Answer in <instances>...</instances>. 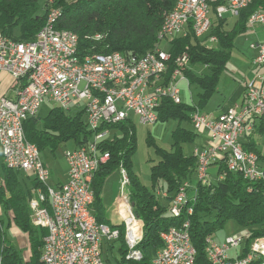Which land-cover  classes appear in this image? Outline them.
Instances as JSON below:
<instances>
[{
    "label": "built area",
    "instance_id": "1",
    "mask_svg": "<svg viewBox=\"0 0 264 264\" xmlns=\"http://www.w3.org/2000/svg\"><path fill=\"white\" fill-rule=\"evenodd\" d=\"M50 1L53 0H48L47 10H53V17H45L49 19L47 35L38 34L33 41L20 43L0 33V72L6 73L13 82V97H0L1 158L6 168L23 172L39 184L27 205L31 225L46 232L42 239L41 264H105L102 244L117 240L119 232L108 227L106 235L98 234L97 221L91 212V182L92 173L109 159L107 153L101 152V143L112 134L108 127L130 121L131 114L141 125H153L164 99L180 104L179 84L187 82L185 72L189 57L186 53L178 56L174 87L165 88L169 54L162 43L169 45L173 39L187 35L200 41V32L211 27L206 26V19L211 18L212 13L218 19L230 16L229 8L244 9L243 1L247 0H178V6L173 7L175 16L161 42L140 57L91 51L80 54L78 42L67 37L66 30L64 35H57L53 18L59 9L50 8ZM254 25L264 27V17H258ZM207 40H211V46L217 43L215 37ZM254 49L257 54L253 64L264 67V44H258ZM68 59L81 61L82 69L69 67ZM131 73H138V80H134L127 92L106 95L104 87H98V80H106L107 86L111 81L124 80ZM257 81L259 85L246 88L239 106L228 107L215 116L204 114L198 108L192 112L190 125L193 130L210 133V144L193 152L198 158L195 175L201 185H210L213 181L208 174L211 164L223 160L227 172L239 174L248 182L261 181L264 187L262 162L256 153L246 151L241 145V141L251 134L253 120L259 113H264L261 87L264 76L258 77ZM44 101L62 111L71 107L82 109L85 124L92 132L87 143L65 152L66 181L54 189L41 187V180H49L50 171L41 162L37 147L26 141L23 131L24 122L36 116ZM223 178L224 174H220L215 180ZM126 185L121 176L122 193ZM189 189L191 183L183 182L170 202L169 215L183 211L188 216L192 214L187 204L194 196H188ZM121 196L126 208L123 221H128V228H124L126 259L138 256L140 261L142 256L135 242L137 225L134 219H126V212L132 209L124 193ZM45 202L54 203L56 221H49ZM53 225H60V234H53ZM188 230L189 222L185 221L181 228L161 232L162 247L153 254L151 264H194L196 251L187 247ZM211 237L206 238L204 248L209 264H252L256 260L264 264V237L252 241L246 254H243V248L248 234L226 236L219 244ZM230 252H234L233 257Z\"/></svg>",
    "mask_w": 264,
    "mask_h": 264
},
{
    "label": "trees",
    "instance_id": "2",
    "mask_svg": "<svg viewBox=\"0 0 264 264\" xmlns=\"http://www.w3.org/2000/svg\"><path fill=\"white\" fill-rule=\"evenodd\" d=\"M176 1L53 0L50 1V8L59 9L60 12L54 27L58 31H70L78 37L80 54L91 51L103 55L120 53L124 56L140 57L154 47L156 33ZM47 2L48 0H0V33L15 42L33 41L42 30L45 17L50 11L47 10ZM214 8L215 5L212 9ZM258 10L264 11V0H251L247 7L238 12L230 30L224 27L226 17L218 19L212 13L211 28L203 38H216L217 43L210 48L208 44L202 43V39L199 41L191 35L170 41L166 50L170 57L167 64L168 76L181 53L188 55L189 65H202L207 68V73L196 75L186 70L185 78L188 84H195L200 89L197 105L182 102L174 104L164 99L158 109L157 122L175 119L179 123L190 124L194 109L204 107L214 94L226 69L235 38L245 30L247 20ZM96 34L104 36L101 42L90 39ZM253 127V133L246 136L241 145L246 151L256 153L264 166L263 150L258 148L254 140V137H259L264 144V113L253 120ZM108 129L113 135L101 143V152L107 153L109 159L99 167L92 178L91 212L98 224L119 232L117 240L104 242L111 247L115 242L120 243L113 264H151L153 254L162 247L159 234L169 228L178 227L185 221L189 222V237L196 251L194 264H209L204 253L205 240L222 230L229 222L235 223L249 235L243 254L249 252L252 241L264 237L263 183L248 182L239 174L227 172L223 160L210 166L217 168L215 177L224 174L223 180H213L208 186L197 182L194 200L187 204L191 207L192 214L188 216L183 211L178 218L169 215L171 200L183 182L191 183L196 171V158L185 156L181 149L183 143L194 140L195 134L178 126L172 133L173 149L157 150L158 160L150 167L152 190H148L141 184L131 167V156L136 149L134 126L131 121L112 125ZM118 130L121 131V136L117 135ZM23 131L26 141L35 145L39 152L49 149L51 153L60 145L69 142L74 144L73 149L78 148L92 136L85 124L82 109L70 115L68 111L57 107L51 109L42 121L36 116L27 119L23 124ZM116 171H124L126 174L128 184L123 192L132 209L131 213H135L133 218L137 217L142 224L141 240L136 248L142 256L140 261L126 259L124 226H111L105 217L103 186L108 177ZM38 187L39 184L35 180L27 184L18 179V171L4 166L0 178V208L7 218L6 229H15L19 235L26 236L28 256L25 260L22 258L0 222V264H41L42 239L46 232L31 225L27 205L32 190ZM102 249L103 244L101 252ZM150 250L153 251L151 255ZM252 264H260V261H253Z\"/></svg>",
    "mask_w": 264,
    "mask_h": 264
},
{
    "label": "rangeland",
    "instance_id": "3",
    "mask_svg": "<svg viewBox=\"0 0 264 264\" xmlns=\"http://www.w3.org/2000/svg\"><path fill=\"white\" fill-rule=\"evenodd\" d=\"M48 15V14H47ZM227 23L229 26L234 22L233 17L227 16ZM250 26V25H249ZM252 26V25H251ZM259 26V25H258ZM203 44H207V39L201 40ZM263 45L264 44V33L259 34V36H239L234 42L233 49L231 51V56L229 63L227 65V70L221 75L219 83H218V90L217 92L220 93L222 96L230 95L233 89L237 85H244L245 82L248 80H254L256 78V82L258 77L264 76V67L251 65L253 58L256 56V51L252 50L253 45ZM163 49L167 50L168 44L162 43ZM255 54V55H254ZM194 69H201L204 71L202 65H196ZM180 91H181V98L183 102L186 104H190L189 94H192L193 102L197 103V95L200 93V89L195 85L192 84L189 87V91L187 90V85L185 83L180 84ZM219 95L216 93L214 94L209 102L201 108L203 113H209L215 110L216 106V99ZM222 99V97H220ZM82 106V105H81ZM55 108L53 103L44 101L43 104L40 106L36 117L42 121L49 113L51 109ZM78 109L76 107H71L68 110L70 115H74ZM131 124L134 126V134L136 140V149L131 156V167L135 175L138 177L141 184L147 188L148 190H152V183L150 178V167L156 164L158 160L157 150H172V133L173 131L179 126L187 131L192 132L195 134L194 140L189 141L182 144V153L185 156L191 157L193 156V152L195 149H201L204 145L210 144V133L207 130L201 131H194L192 126L187 122L179 123L175 119H169L164 122H156L153 125H141L137 118L130 115ZM111 134L110 136H112ZM118 136H121V131L118 130ZM255 142L258 145L260 150H263L264 144L261 138L254 137ZM74 147V144L69 142L66 144L60 145L54 153H51L49 149H44L39 152V158L41 162L49 169L50 177L47 182V185L54 189L56 184L64 183L66 174H67V165L64 154L66 151L71 150ZM4 165L1 158L0 152V178L2 175ZM217 168L212 166L208 170V174L211 176V180H215ZM18 179L28 183L32 181V178L29 180L26 178V175L23 172H18ZM197 185V177L194 174L191 181V189L188 191V196H194L193 188ZM105 192H104V201L103 204L107 208L108 206L115 204L117 199H121V195L123 194L121 191V174L119 171L114 172L106 182L105 185ZM160 198V196L158 195ZM0 222L3 224L4 230L6 229L7 225V218L3 214L2 209L0 208ZM135 213L132 212L131 217L133 218ZM136 220H139L135 217ZM140 222V221H139ZM119 224H123L120 221ZM118 223L116 222V224ZM142 226V224H141ZM246 232L243 229H240L235 223L229 222L226 226L216 232L212 237V241L216 244L221 243L226 236H239L244 235ZM8 239L13 244L14 248L20 252L22 258L25 260L28 256V249H27V240L26 236L19 235L17 230L9 229L7 230ZM120 243H114L113 247L108 244L103 243L102 249V257L104 263H112L114 259L118 255V247ZM153 251L150 250V255ZM230 257L234 256V252L229 253ZM127 256V254H126ZM125 256V257H126Z\"/></svg>",
    "mask_w": 264,
    "mask_h": 264
},
{
    "label": "bare ground",
    "instance_id": "4",
    "mask_svg": "<svg viewBox=\"0 0 264 264\" xmlns=\"http://www.w3.org/2000/svg\"><path fill=\"white\" fill-rule=\"evenodd\" d=\"M251 0H247V1H243V8L247 7L250 4ZM178 6V0L176 1L175 5L173 7ZM242 8H229V15L234 17L237 16L238 12L241 10ZM60 12H57L53 18V27H54V22L55 20L59 17ZM175 16V8H173L170 13L168 15H166L165 19L163 20V23L161 24L159 30L156 33V37H155V44H157V42H161V37L162 35L165 33L166 29L168 26H170L171 24V18H173ZM47 17H53V10H50L48 12ZM258 17H264V11L262 10H258L257 12H255L252 16H250V18L248 19V25H252L254 26V24L256 23V20ZM212 21L211 18H207L206 19V26H211ZM211 27H207V30H203L200 32V40L205 38V36L207 35L208 31L210 30ZM48 29H49V19L45 20V24L42 27V30L38 33L40 35H47L48 34ZM67 33V37H69L71 40H74V42H78V37L70 32V31H66ZM57 35H64V31H58L57 30ZM104 36L101 34H96L94 36L91 37V40H98V42H101L103 40ZM208 44V45H207ZM207 46L210 47L211 46V40L207 41ZM155 47V45H154ZM182 53L179 55L181 56ZM170 60V57L168 59V62ZM68 66L71 67L72 69H82V62L79 61L78 59H68ZM167 66H166V75H167ZM178 73V57L176 59L175 62V66L173 71L171 72V74L168 76H166L165 78V88H172L174 87V78L176 77ZM134 80H138V73H131V76H126V78H124V80H117V81H111L110 83L107 84L106 86V80H98V87H104V94L106 95H115V94H122L124 92H127V90L131 89L132 85L134 84ZM263 113H259L258 117H260ZM254 127H253V122L251 123V134L253 133ZM197 160V166H198V158H196ZM95 173H92V178L94 176ZM122 178L125 180V183L128 184V180L126 177V174L124 171L120 172ZM262 177H264V166L262 167ZM48 180H41V187H48L47 185ZM92 203H93V195H92ZM45 209L46 212H49V221H56V212L54 211V203L52 202H45ZM131 211H127L126 212V219H134L135 220V224L137 225L136 228V233H135V242L136 244H138V242L141 240V222H139V220H136L135 218L131 217ZM181 212L175 214V215H171L174 218H178L180 216ZM124 228H128V221H123ZM184 226V222L179 225L178 227H172L169 229H178ZM97 227H98V234L99 235H106V230L108 229V226L106 225H102V224H98L97 223ZM115 230V229H113ZM53 234H60V225H53ZM187 247L188 249H194V247L191 244L190 239H187ZM128 260H132V261H138V256H129Z\"/></svg>",
    "mask_w": 264,
    "mask_h": 264
},
{
    "label": "crops",
    "instance_id": "5",
    "mask_svg": "<svg viewBox=\"0 0 264 264\" xmlns=\"http://www.w3.org/2000/svg\"><path fill=\"white\" fill-rule=\"evenodd\" d=\"M224 17H226V24H225L224 27H225L226 30H230L233 27L234 23H235L236 16L233 17V19H234L233 21L234 22L231 24V26H229V24L227 23V18L228 17L227 16H224ZM261 33H264V27L263 26H258V25L249 26L248 25V20H247V24L245 26V30L241 34H239L237 37H239V36H245V37L249 36L250 37L252 35L253 36H259V34H261ZM237 37L235 38V40L237 39ZM257 45L258 44L252 46V50L254 52L256 51L254 49V46H257ZM233 46H234V44H233ZM256 54H257V52H256ZM230 56H231V52H230ZM229 60H230V58H229ZM229 60L227 62V65L229 63ZM227 65H226L225 71L227 70ZM251 65H254L253 64V60L251 62ZM195 66L196 65H193V66L192 65H188L187 70H190L192 73H194L196 75H202V74L207 73V68L206 67L203 66V68H204V71H203L201 69H199V70L194 69ZM12 83H13L12 80L10 79V77L6 73L0 72V97H2V96L13 97ZM182 83H185L187 85V90L190 93V91H189L190 85L188 84V81L187 82L183 81L180 84H182ZM180 84H179V86H180ZM252 84L257 86L258 83L256 82V78L253 81L252 80H248L247 82L244 83L243 86L236 84V87L233 89V91L230 93V95H226V96H224V95L222 96L220 93L217 92V90H218V84H217L216 90L214 92V94L217 93L219 95L217 98H214V99H216V102H217L216 106H215L216 108H215V110H213V111H211L209 113H204V114L215 116V115L219 114L222 110H224V109H226L228 107L239 106L242 103L243 94H244L246 88L249 87ZM261 87H262V90L264 92V81L261 84ZM198 95H197V99H198ZM211 97L209 98V100L211 99ZM220 97H222V99H220ZM189 99H190V105H194V106L197 105L198 102L197 103L193 102L191 93L189 94ZM209 100L207 101V103L209 102ZM181 101H182V103H184L182 98H181ZM204 147H205V145H204ZM26 178L29 180L31 177L26 176ZM32 180H33V178H32ZM65 181H66V178H65ZM107 181H108V179L106 180V182ZM30 182H28V183H30ZM106 182L104 183L103 192H102L103 201H104V198H105L104 197V192H105ZM61 184H63V183L56 184L55 188H57ZM33 191H34V189L32 190L31 194H33ZM104 208H105V217L108 220L109 224L111 226L121 225L119 223H120V221L123 222V217H124L125 211H126L124 200H123L122 196H121V199H117L115 201L114 205H111V207L108 206L107 208L104 205ZM0 215H1V213H0ZM116 222L118 223V225H114V224H116ZM222 241L223 240H221V242Z\"/></svg>",
    "mask_w": 264,
    "mask_h": 264
}]
</instances>
